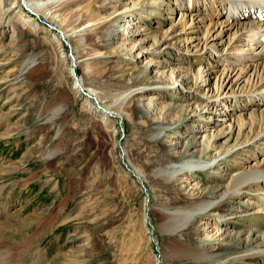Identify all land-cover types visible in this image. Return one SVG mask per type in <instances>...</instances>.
Returning <instances> with one entry per match:
<instances>
[{
	"label": "rangeland",
	"instance_id": "rangeland-1",
	"mask_svg": "<svg viewBox=\"0 0 264 264\" xmlns=\"http://www.w3.org/2000/svg\"><path fill=\"white\" fill-rule=\"evenodd\" d=\"M14 2L0 0V264H193L174 254L200 239L206 254L219 253L215 264H264V254L235 260L264 247L263 184L182 235L158 229L163 210L195 206L208 192L220 199L235 174L264 169V96L250 101L264 90V56L231 64L245 26L223 33L241 24L227 6L66 0L32 17ZM88 23L98 26L75 36ZM228 151L208 171L152 178Z\"/></svg>",
	"mask_w": 264,
	"mask_h": 264
},
{
	"label": "bare ground",
	"instance_id": "bare-ground-1",
	"mask_svg": "<svg viewBox=\"0 0 264 264\" xmlns=\"http://www.w3.org/2000/svg\"><path fill=\"white\" fill-rule=\"evenodd\" d=\"M14 1L16 2L12 3L11 8H19L21 11L25 9L28 11L27 15L29 16L33 15L38 17L44 15L46 17H49L52 15V13L57 12L58 11L57 8H59V6L63 4V2H65L66 0H14ZM220 1L222 4H224V6H227V12L230 18L234 21L239 20V22L241 23L237 25H235L236 23L231 25L230 23L227 22L228 24L225 25L226 30H224L223 33L231 32V30L234 29L235 27L242 28V26H245L243 29H240L242 31L239 32L237 44L231 45L227 52V54L230 56V57L228 56L229 60L230 59L233 60V61L230 60V62L234 66H238V65L239 66L245 65L246 67L252 66L253 64L250 62H257L260 58L264 56V0H220ZM235 17L239 19H235ZM247 18H254L255 20L246 23L241 22L242 20L247 21ZM97 24L98 23H88L84 25L82 28H80L75 32V36L84 37L90 31L95 30L98 26ZM223 33H219V35L214 36L213 39L217 40L218 38H222ZM212 36L213 35L210 32L208 38L210 39L212 38ZM64 37L65 38L67 37L66 33L64 34ZM246 44L250 46V49L247 48V51L243 52V50L245 49L240 47L246 46ZM75 63L76 65H78L79 63L78 59L74 60L72 65H74ZM30 64L34 65L35 60H32ZM75 82L79 90L83 88L82 80L80 78L79 79L77 78ZM147 88L148 86H145L143 90L148 91L149 89ZM138 90L140 89H137L135 91ZM88 93L92 97L96 96L94 91H88ZM138 93L139 92H135V94ZM253 93L254 94L251 95V97L253 98L250 101L257 99L256 96L259 94H261V96H264V90L261 91L259 88L256 89ZM233 98L237 99L236 96H233ZM96 99L98 98L96 97ZM217 101L218 99H216V102ZM98 102L101 104L100 100H98ZM102 106L103 108L105 107L104 109H106V111L109 112L111 111L112 114L118 117H122L121 112L114 111L111 108L106 107L104 104ZM58 111H61V108ZM222 135H226V134H222ZM233 149H236V147L231 148L230 151ZM231 152L229 153L228 151L225 154L218 153V155H216L209 161L206 160L202 162L193 163L191 165L184 166V163L178 165L171 164L169 166H166L165 168H159L156 171H154L152 173V178L155 180L160 179L166 183H173L174 181H179L183 179L179 177L184 176V174L188 172L195 170L203 172L218 166V164L221 161H223L226 157L228 158L229 156L232 155ZM261 184L264 185V169L242 170L239 173L235 174V176H233L227 194L221 197L220 199L216 198L215 196H212V194L208 192L204 195V198L200 201V203H198L195 206H191L185 209L178 208L171 210H163L162 214L164 215V221L161 223L160 226H158V229L159 228L162 229L163 230L162 233L164 234H168L172 236L182 235L195 218L204 216L213 209H218L221 211L225 206H227L225 205V203L228 198H232L235 196L240 197L241 195L246 194V191H249L250 186L261 185ZM199 231L200 230L197 228L195 230V233L198 235ZM221 234H223L225 238L230 236V233L227 231ZM200 240L198 241V244L195 245V247L189 248L190 250L187 251L186 254L184 252L183 254H180L178 251V254H174V256L176 258L185 259L189 262H192L193 264H215L216 262L215 260L219 255V253L213 252L210 255L206 254L205 246L208 247L209 245V243L207 242L208 240L205 239L201 241ZM250 240H251L250 238L249 240H247L246 243L247 245L251 244ZM262 254H264V247H262L261 249L257 248V249L245 250L235 260L238 263L239 262L242 263L243 261L258 258Z\"/></svg>",
	"mask_w": 264,
	"mask_h": 264
}]
</instances>
